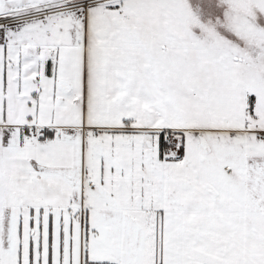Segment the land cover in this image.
Returning a JSON list of instances; mask_svg holds the SVG:
<instances>
[{
  "label": "snow or ice",
  "instance_id": "obj_1",
  "mask_svg": "<svg viewBox=\"0 0 264 264\" xmlns=\"http://www.w3.org/2000/svg\"><path fill=\"white\" fill-rule=\"evenodd\" d=\"M0 264H264V0H0Z\"/></svg>",
  "mask_w": 264,
  "mask_h": 264
}]
</instances>
